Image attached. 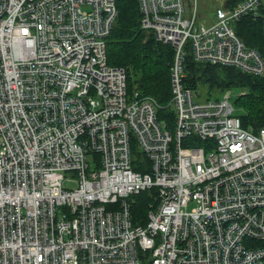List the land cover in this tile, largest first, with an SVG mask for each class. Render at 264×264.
<instances>
[{"label":"built area","instance_id":"2783aa9c","mask_svg":"<svg viewBox=\"0 0 264 264\" xmlns=\"http://www.w3.org/2000/svg\"><path fill=\"white\" fill-rule=\"evenodd\" d=\"M118 1L0 0V264H264V125L186 76L188 56L262 75L263 0L210 25L184 0H138L142 32L173 50L163 106L106 63ZM246 15L261 50L235 34Z\"/></svg>","mask_w":264,"mask_h":264},{"label":"trees","instance_id":"16d2710c","mask_svg":"<svg viewBox=\"0 0 264 264\" xmlns=\"http://www.w3.org/2000/svg\"><path fill=\"white\" fill-rule=\"evenodd\" d=\"M240 1L242 0H227L224 5L230 7ZM137 4L138 0L118 1L117 17L106 38V63L125 69L127 90H138L144 95H151L163 106L170 97L168 70L173 50L168 44L158 43L150 34L142 32L138 22L140 11ZM258 14L264 15V0ZM260 27L259 18L253 20L246 15L235 23L234 31L246 46L261 50L263 36ZM187 62L188 86H206L209 93L230 88L238 89L240 94L236 95L233 101L236 111H239L237 115L241 127H250L256 133L264 125V72L262 75L251 76L239 72L235 67L197 63L189 56ZM165 117H171V112L165 113ZM138 157L136 152L137 160ZM137 160L133 170L141 171V163ZM132 199L131 212L137 220L136 223L141 224L144 216L146 217L148 196L142 192ZM147 257V252H140V263L148 264Z\"/></svg>","mask_w":264,"mask_h":264},{"label":"rangeland","instance_id":"374dc122","mask_svg":"<svg viewBox=\"0 0 264 264\" xmlns=\"http://www.w3.org/2000/svg\"><path fill=\"white\" fill-rule=\"evenodd\" d=\"M185 6H188L189 10L190 7L194 5V7L197 9V16H196V22L197 25L203 24V25H210L213 22V14L215 13L216 9L219 7L224 6L227 0H184ZM189 12V11H188ZM219 91L212 92L215 96L218 94ZM234 94H240L238 92V89H233ZM208 94V89L206 86L200 89V96L197 97L196 100H202L205 95ZM239 111H235L236 114H238ZM65 176L72 179L75 178L76 175L73 173H64Z\"/></svg>","mask_w":264,"mask_h":264}]
</instances>
